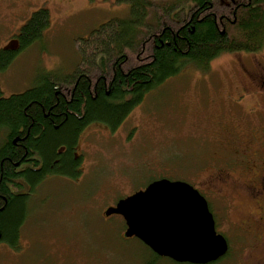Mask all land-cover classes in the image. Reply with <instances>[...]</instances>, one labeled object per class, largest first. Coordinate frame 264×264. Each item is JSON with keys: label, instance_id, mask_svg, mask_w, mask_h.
I'll return each mask as SVG.
<instances>
[{"label": "rangeland", "instance_id": "rangeland-1", "mask_svg": "<svg viewBox=\"0 0 264 264\" xmlns=\"http://www.w3.org/2000/svg\"><path fill=\"white\" fill-rule=\"evenodd\" d=\"M214 5L227 11L220 1ZM41 8L49 10V27L0 71L6 96L24 92L46 72L59 79L74 73L82 62L79 47L93 31L132 12L119 0H0V50L18 44L21 27ZM259 51L224 52L208 68L189 63L149 91L119 129L89 126L80 139L85 172L34 188L17 246L0 242V264H193L125 237L123 217L104 211L164 175L203 192L212 188L225 196L220 204L228 197L238 201L234 185L264 166V49ZM224 220L225 229H238L241 218L229 207ZM231 256L239 257L238 250Z\"/></svg>", "mask_w": 264, "mask_h": 264}, {"label": "trees", "instance_id": "trees-1", "mask_svg": "<svg viewBox=\"0 0 264 264\" xmlns=\"http://www.w3.org/2000/svg\"><path fill=\"white\" fill-rule=\"evenodd\" d=\"M119 1L131 5L130 17L109 21L93 31L79 47L82 62L74 73L59 79L55 71L46 72L34 86L10 96L0 88V242L17 246L28 217L27 196L47 175L79 176L71 150L86 123L100 121L114 131L149 91L189 63L208 68L221 53L264 49V0H239L237 4L231 0ZM217 1L224 3L227 11L218 12ZM49 25V10L35 11L21 27L18 44L0 50V71L8 68L21 50L41 39ZM125 50L134 59L143 54V65L133 63L129 75L119 72L110 88L101 80L95 94L80 71L90 77L98 66L97 58L106 60L107 65ZM127 81L131 89L124 90L121 85ZM75 82L68 99L62 94L63 87ZM128 92L131 99L123 101ZM35 151L43 158L41 167L37 169L36 164L35 169L19 171ZM23 178L31 185L29 191L23 189Z\"/></svg>", "mask_w": 264, "mask_h": 264}, {"label": "water", "instance_id": "water-1", "mask_svg": "<svg viewBox=\"0 0 264 264\" xmlns=\"http://www.w3.org/2000/svg\"><path fill=\"white\" fill-rule=\"evenodd\" d=\"M106 216H123L125 237H137L157 255L177 262L206 264L228 251L217 233L205 196L191 183L162 177L119 199Z\"/></svg>", "mask_w": 264, "mask_h": 264}, {"label": "flooded vegetation", "instance_id": "flooded-vegetation-1", "mask_svg": "<svg viewBox=\"0 0 264 264\" xmlns=\"http://www.w3.org/2000/svg\"><path fill=\"white\" fill-rule=\"evenodd\" d=\"M238 1L239 0H231V2L234 4H237ZM146 46L147 45H145V48ZM258 52L260 51L249 53ZM142 55L143 54L138 55L137 59H134L131 56V52L125 50L120 56H115L114 58L110 59L107 65H105V63L107 62L106 60H104L103 58H97L96 63L98 66L94 67L95 71L91 73L90 77L89 73H86V71L80 72L81 74L87 76L93 92L97 94L98 83L101 80L103 81L105 86L110 88L117 79L119 72L124 75H129V72L133 68L132 66H135L133 65V63H139V65H143ZM262 83L263 85L261 86H264V81ZM126 84L127 85H121V87L124 90L131 89L130 87H128V81ZM76 86V82L72 85L64 86L62 94L66 98L71 99L73 90L76 88ZM131 97L132 94L128 92L125 94L122 100L129 101ZM131 111L124 115L121 123L117 127L118 129L130 115ZM100 123V121H90L82 126L72 147V157L78 161L77 171H79V176H77L76 178H71L61 175H47V177H45V180L53 177L78 179L83 175L86 167L88 166V162H86L87 150L83 147V141L81 142L80 139L82 136L86 138L87 135L91 132L88 131V133H86L89 126H92L94 124L100 125ZM64 150L65 148L62 149V151ZM262 158H264V156ZM36 164L38 165L37 169H39L43 164V158L38 151H35L34 154L27 160V162L21 164L19 171H22L25 168L35 169L34 165ZM257 171L258 172H256V174L253 173V176L251 178H247L243 180L242 183L234 185L235 188H239L240 190L238 201H234L233 198L228 197V200L224 201L223 204H220V200L225 196L216 193L210 187V193H207L205 191L203 192L199 188V191L205 196L208 201L210 211L213 213L217 233L222 234L226 238L229 246L228 251L225 253V255L215 261L206 264H217L222 260L225 264H233L234 261H236L237 264H264V166L261 170L257 167ZM224 180L225 179H223V181ZM20 182L23 184V189H25V191H29L31 185L27 181V179L23 178L22 180H20ZM229 207L230 211H238V214H240L241 220L240 222H237L238 229H225V209H228ZM234 248L238 250L239 257L231 259L230 261L228 260V258L232 257L231 255L233 254ZM243 254H245L243 259H239L241 256H243Z\"/></svg>", "mask_w": 264, "mask_h": 264}]
</instances>
